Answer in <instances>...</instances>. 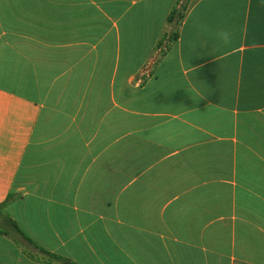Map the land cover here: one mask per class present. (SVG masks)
I'll use <instances>...</instances> for the list:
<instances>
[{"label": "crops", "instance_id": "0c3cea01", "mask_svg": "<svg viewBox=\"0 0 264 264\" xmlns=\"http://www.w3.org/2000/svg\"><path fill=\"white\" fill-rule=\"evenodd\" d=\"M179 1L0 0V264H264V0Z\"/></svg>", "mask_w": 264, "mask_h": 264}, {"label": "trees", "instance_id": "16d2710c", "mask_svg": "<svg viewBox=\"0 0 264 264\" xmlns=\"http://www.w3.org/2000/svg\"><path fill=\"white\" fill-rule=\"evenodd\" d=\"M188 7V0L179 1L171 10L168 18H167V30L162 34L160 40L156 45V50L160 51V59L165 53L173 46V44L178 40L179 31L182 24V21L185 16V12ZM11 198H7L2 204H0V216H2V211L5 206L9 203ZM7 220L11 223V225L20 232L17 228L16 224L7 217Z\"/></svg>", "mask_w": 264, "mask_h": 264}, {"label": "clouds", "instance_id": "9594fccd", "mask_svg": "<svg viewBox=\"0 0 264 264\" xmlns=\"http://www.w3.org/2000/svg\"><path fill=\"white\" fill-rule=\"evenodd\" d=\"M217 38L223 45H228L231 43L232 39V33L229 29L227 28H220L217 33Z\"/></svg>", "mask_w": 264, "mask_h": 264}]
</instances>
